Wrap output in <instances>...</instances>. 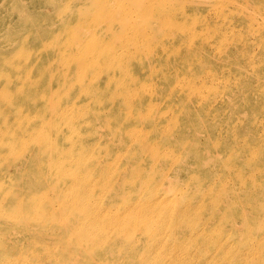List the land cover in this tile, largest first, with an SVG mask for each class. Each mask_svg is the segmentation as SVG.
<instances>
[{
  "label": "rangeland",
  "instance_id": "374dc122",
  "mask_svg": "<svg viewBox=\"0 0 264 264\" xmlns=\"http://www.w3.org/2000/svg\"><path fill=\"white\" fill-rule=\"evenodd\" d=\"M41 1L0 0V28L16 21L17 12L24 17L23 9H40ZM130 1L141 5L145 0ZM159 1L166 4L170 0ZM181 1L184 0H176ZM232 1L230 10L242 15L248 13L245 19L219 18V14L213 13L172 17L170 9L169 25H161L158 18L136 16L128 8L131 15L124 23L112 25L110 48L102 56L110 65L104 70H97L90 62L80 70L77 66L64 69L50 61L57 75L53 80L48 79L52 77L49 71L40 70L36 64L18 70V77L26 72L37 75L29 81L14 82L17 86L26 84L23 98L45 101L48 89L36 96L29 93L34 87L48 83H52L53 91L73 86L89 95L63 97L55 93L48 99L60 97L55 110L68 102L88 98L100 102H93L91 108L100 106L104 112L108 108L113 118L108 121L104 115L97 124L87 127L70 111L63 123L71 128L68 134L72 139L88 138L83 154L75 148L70 159L58 165L76 181V187L81 189L79 193L68 189L69 182L64 180L53 188L44 169L36 174L25 172V167L40 168L30 153L25 155L27 163L21 160L24 154L21 149L0 156V165L6 164L0 169L9 172L6 178L0 177V205L4 207L0 212V264L16 263L21 256L41 264H89L84 259H92L96 264H201L200 257L206 248L212 247V242L235 240L242 249L249 242L263 240L264 0ZM222 2L196 0L185 10L193 13L195 8H201L202 12L211 8L221 12ZM100 4L109 13H117L113 0H63L60 10L83 15ZM139 8L142 11L143 6ZM43 11L52 15V5L45 4ZM40 20L36 16L32 21L23 20L10 39L0 31V61L5 50L8 57L28 55L26 47L19 45L20 34L42 26L56 28L54 19ZM74 24H77V36L73 32H58L54 37L57 43L70 45L65 49L66 54H79L81 49L94 45L97 36L92 33L86 36L85 25ZM186 25L190 31L184 30ZM136 28L143 30V38L135 36ZM104 38L108 35H102ZM44 40L51 42L53 37ZM134 40L136 47L132 45ZM147 46L149 50L145 53L154 56L152 66L164 69L165 73L151 77L150 65L142 63L148 55L140 53ZM126 50L131 52L128 58ZM99 54L96 52L93 59L99 60ZM35 57L39 58L40 54ZM114 58L122 59V67L113 62ZM161 58L164 60L157 64ZM133 64H136L134 71L130 69ZM14 73L13 69L0 66V84L3 77ZM62 73L66 74L65 79L61 78ZM86 75L96 81L90 87ZM9 91L16 92L13 88ZM2 103L0 109L19 115L20 105L13 101L9 105ZM23 123L30 128L38 119L25 117ZM132 154L135 158L127 161ZM81 155L86 161L77 169L75 162ZM95 158L109 166V173L92 186L90 183L102 172V169H88V161ZM12 160L20 167L19 173H14ZM137 161L147 168L142 175L133 171ZM219 190L224 194L217 195ZM162 192L168 199L155 212L152 206V212L147 213L151 225L130 222L129 219H135L130 215L139 206L152 205ZM19 201L23 204L16 203ZM209 201L216 203L207 206ZM28 202L36 209L28 207ZM187 205L199 207L197 214L216 218L217 222H210L207 217L196 221L188 215L183 223L175 225L176 218H165L167 214H176L178 208L186 210ZM45 207L54 209L56 215H50ZM87 221L95 223L92 229L87 228ZM99 222L101 227L97 226ZM202 228L209 233L203 245L185 238L190 230ZM237 229L244 235L236 234ZM15 244L17 247L11 251ZM65 247L73 250L71 256L62 253ZM241 254L236 250L234 257L241 259Z\"/></svg>",
  "mask_w": 264,
  "mask_h": 264
},
{
  "label": "bare ground",
  "instance_id": "6f19581e",
  "mask_svg": "<svg viewBox=\"0 0 264 264\" xmlns=\"http://www.w3.org/2000/svg\"><path fill=\"white\" fill-rule=\"evenodd\" d=\"M63 0H42V5L40 9L35 7H28L23 9L24 17H20V12H17V15L14 16L17 18L16 21H10L8 26L0 28V31L3 32V36L10 39L13 34L18 31L23 20L32 21V18L35 16L38 17L40 22H44L45 20L54 19V23H56V28L51 29L48 26H42L40 28L32 29L26 33H22L18 36V42L20 47H26L28 51V55L23 56H9L7 55L8 50H5L2 54L4 58L0 61V66L4 68H8L10 70H14L15 73L8 77H3V84H0V102L2 104L9 105L13 101L20 105L19 115L9 114L8 109L2 110L0 109V135L5 136V138L0 139V156L6 154L10 150H18L21 149L23 151L22 162L27 163V158L25 155L30 153L36 162L35 165L40 168L31 167L24 168L25 172L36 174L41 169L47 171L48 176H50L51 181L53 183L52 187L56 186V183L69 182L67 185L68 189H74L76 192H81L80 188H77L75 183L76 181L71 178V176H67L63 171V167H59L58 165L64 161L70 159L71 150L77 148L81 154H83L86 148V140L88 138H75L72 139L69 136V132L71 128H67L65 124H63L69 118V112L73 111L76 113L77 120L84 126L91 127L94 124H97V120L99 117L106 115L107 120L110 121L113 117L110 116L108 108H106L107 112H104L100 106L91 108L90 105L93 102L100 103L98 101H90L88 98H83V100L79 102H68L66 105L60 109L55 110V105L60 104V97L57 96L55 99L48 100L53 94L59 93L63 94V97H78L83 94L88 96L89 94L86 91L80 92L81 90L76 89L73 86H64L58 88L53 91L52 83L45 84L43 86L34 87L32 92L29 94L32 96L38 95L41 90L48 89L46 94L44 95L45 101H34L33 98H23L27 86L26 84L22 86H17L14 82L19 80L29 81L37 75L26 72L17 76L19 73L18 70L22 69L23 66L36 64L39 66L40 70L49 71L52 77L48 78L49 80H53L56 75V69L50 64V61H54L55 63L61 64L64 69H67L68 66H77L78 69H82L89 62L94 64L97 70H104V67H108L110 65L109 61H103L102 56L104 52L109 50V40L111 38V34L113 32L112 25L114 24H123L125 18L128 15H131L129 9H132L136 12L137 15L147 16V17H156L160 21L161 25H169L170 19L176 15H185L192 14V16H197L202 13V15H206L208 13L219 14V18H227V17H235L239 19H245L247 14L242 15L241 13L234 12L230 10L229 5L233 4L232 0H223L221 7H223V11L218 12L214 11L211 8H206L202 12L201 8H195L196 11L193 13H188L190 11L185 10V7H191L195 3L196 0H184L181 2H176V0H170L166 4L165 1L159 0H145L141 5L131 4L130 0H113L117 8L114 11H117L116 14H111L108 11V8L105 5H95L91 10L87 11L83 15L81 13L73 14L69 12L67 9L60 10V3ZM81 0H77L79 2ZM87 1V0H83ZM90 1V0H89ZM45 4H51L53 8V14L48 15L44 13L43 6ZM143 6V9L139 7ZM242 9L245 10L244 5H240ZM165 13V9H167ZM173 10V15L171 18H167L169 10ZM227 10L229 13L227 14ZM246 11V10H245ZM53 16L54 18H51ZM228 21H231L230 19ZM143 21H139L141 23ZM81 23L85 25L86 36L90 33L97 34L96 38L93 40L94 45H89L79 52V54H66L65 49L70 45L60 44L55 41V38L58 35V32H64L65 34H70L71 32L77 36L79 33L77 32V24ZM24 24V23H23ZM202 23L199 22V25ZM20 25V26H19ZM185 31H190V27L187 25L184 27ZM135 36L139 39L144 37L143 30L141 28H136L133 30ZM102 35H108V38L102 39ZM45 37H53L51 42H46ZM165 38H168L165 36ZM153 39H158V36H153ZM16 44V43H15ZM14 44V45H15ZM12 45L11 47H13ZM132 45L134 47L137 46V41H133ZM151 43L148 45L150 46ZM142 47L140 53H144L148 55L146 60L142 61V63H147L150 65V73L151 77L156 76V73H165L164 69H157L152 66L151 58L154 57L150 55V53L146 50H149V47ZM10 47V48H11ZM199 50V49H198ZM99 54V60L93 59L95 53ZM37 54H40V57H35ZM126 58L131 56V52L126 50L125 52ZM91 56L92 59L88 57ZM164 59H158L157 64L162 62ZM113 62L117 63L119 67H122V59L114 58ZM136 68V64L131 65L130 69L134 71ZM100 72V71H98ZM99 78V75L96 76ZM61 78L65 79L66 74L61 75ZM89 83V87L93 85L96 81L91 75H86L84 77ZM93 78V79H92ZM15 87V88H14ZM10 88L16 90L15 93L9 91ZM144 87L141 86V89ZM42 95V94H41ZM14 96V97H12ZM40 96V95H39ZM97 99V98H96ZM48 100V101H47ZM117 102V100H114ZM25 117H33L38 119V123H33L30 128L26 127L23 123V118ZM83 155L77 158L75 162V167L80 169V163L86 160H83ZM135 158V154L128 156L127 161H132ZM2 161H6V159H2ZM11 162V160H8ZM89 162V168L102 169V172L98 175L97 180L90 183L92 186H95L96 182L103 181L109 173L108 165H104L99 158H95ZM14 160H12L13 171L14 173H19L20 167L18 165L13 164ZM6 164H1L0 166L4 167ZM147 170V168L140 162H134L133 171L136 175H142V171ZM0 169V177H7L9 172H4ZM3 173V174H2ZM45 175V174H44ZM63 178V179H62ZM62 179V180H61ZM82 181V180H81ZM84 182V181H82ZM217 195L224 194L222 190L217 191ZM168 197L164 192L160 193L155 201H153L152 205L139 206L138 211L132 213L130 217H135V219H129L131 223L134 225L139 222H143L144 226L151 225V220L146 218L147 213L152 212L151 207L154 206V212L156 207L163 205L167 201ZM19 205H22L23 202H16ZM216 201H209L207 206L214 205ZM28 207L32 209H36L35 205L28 202ZM47 212L53 217L56 215V211L51 207H45ZM199 207L193 205H187L186 210H182L180 208L177 209L176 214H167L165 218L169 220H173L174 218L176 223H183L188 215L193 217L196 221H201L205 219L206 215L197 214V209ZM4 207L0 205V212H3ZM228 209V207H225ZM88 212V208L85 209ZM182 216V220H178L177 217ZM25 222H28L29 219L24 215L23 217ZM208 221L216 223V218L207 217ZM237 219V218H234ZM94 222L87 221L86 226L88 229H92L94 226ZM98 227H101L100 222L97 224ZM208 232L206 229H192L188 232L187 238L193 244L203 245L206 241V237L208 236ZM236 234L244 235L242 230L236 231ZM104 236V235H103ZM230 240V239H229ZM218 241L212 242L211 248H206L203 254L200 257L201 264H264V237L263 240H256L247 243L245 248L239 249L238 244L235 240ZM17 245L15 244L10 248L13 251ZM236 250H239L242 254L241 259H236L234 257V253ZM64 255L71 256L73 254V250L65 247L62 250ZM89 264H96L92 259H84ZM13 264H41L40 262H32L28 257L21 256L20 259Z\"/></svg>",
  "mask_w": 264,
  "mask_h": 264
}]
</instances>
